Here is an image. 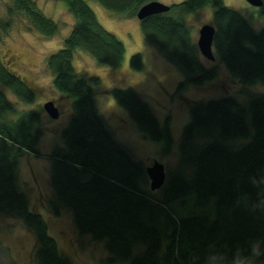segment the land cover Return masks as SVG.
I'll list each match as a JSON object with an SVG mask.
<instances>
[{
    "label": "trees",
    "instance_id": "trees-1",
    "mask_svg": "<svg viewBox=\"0 0 264 264\" xmlns=\"http://www.w3.org/2000/svg\"><path fill=\"white\" fill-rule=\"evenodd\" d=\"M74 17L63 45L47 56L53 88L72 100V114L62 131V145L49 155V184L55 213L67 209L76 232L104 240L110 262L126 264H264V94L243 104L232 96L189 101V121L179 139V158L166 171L164 185L155 191L146 166L119 143L100 113L95 88L98 76L73 70L77 50L97 64L118 68L124 43L98 21L85 0H57ZM125 18L136 17L151 0H95ZM257 14L264 19V0ZM212 8L215 27L213 53L242 83L264 82V28L256 30L238 10L223 0H182L165 12L139 20L140 32L182 75L176 90L186 84L202 86L215 78L217 66H206L185 23V14ZM255 7V6H254ZM24 13L42 34L57 25L32 0H11L0 28L7 29L12 14ZM141 70L140 53L130 58ZM0 83L17 101L31 104L36 92L9 69L0 55ZM150 139L173 143L168 118L161 125L149 104L130 88L109 90ZM39 113L18 109L0 90V214L19 219L35 237L37 264H73L58 250L41 214L29 207L18 186L17 159L40 156L42 131ZM177 203L176 214L169 206ZM138 249V252L135 250Z\"/></svg>",
    "mask_w": 264,
    "mask_h": 264
},
{
    "label": "rangeland",
    "instance_id": "rangeland-1",
    "mask_svg": "<svg viewBox=\"0 0 264 264\" xmlns=\"http://www.w3.org/2000/svg\"><path fill=\"white\" fill-rule=\"evenodd\" d=\"M92 8L99 23L115 34L125 47L124 60L120 67L111 68L99 65L85 51L74 53L72 65L77 75L98 76L101 85L95 88V100L100 113L105 117L115 139L127 147L133 158L151 165L153 160L162 162L166 171H172L179 158V139L184 126L189 121V101L209 100L222 96H232L240 103L258 94H264V82L242 83L217 59L210 61L203 57L206 66H217V74L202 86L186 84L176 90L182 75L149 44L140 32L137 17L125 18L101 6L95 0H85ZM171 5L182 0H158ZM35 7L57 25L52 35L40 33L25 17L24 13L12 14L10 26L0 28V55L10 70L20 75L36 92L31 104L16 100L14 94L0 83L8 99L15 101L18 109L35 110L39 113L38 127L42 131L37 149L40 156L25 153L17 159L18 186L27 196L29 207L44 218L48 232L54 237L58 250L73 264H126L110 262L104 240H94L89 235L76 232L72 214L67 209L55 213L50 206L53 193L49 184V155L56 145H62V131L72 114V100L57 92L52 85L53 73L46 59L52 52L62 47L64 38L74 23L73 15L62 1L32 0ZM241 12L256 30L264 28V19L257 14V7L245 0H223ZM11 0H0V18L6 19L7 6ZM212 8L204 7L196 13L185 14L194 41H197L199 28L212 24ZM198 48V47H197ZM140 53L143 61L141 70L131 68L130 58ZM130 88L135 90L149 104L162 125L168 118V126L173 143L165 152V142L148 138L120 106L109 90ZM51 100L59 110L57 118H51L43 109L44 102ZM149 187V182L147 183ZM177 203L171 204L176 214ZM34 234L19 219L0 214V264H37L33 259ZM137 248L135 252H138ZM245 264H253L248 259Z\"/></svg>",
    "mask_w": 264,
    "mask_h": 264
},
{
    "label": "water",
    "instance_id": "water-1",
    "mask_svg": "<svg viewBox=\"0 0 264 264\" xmlns=\"http://www.w3.org/2000/svg\"><path fill=\"white\" fill-rule=\"evenodd\" d=\"M252 6L261 7L263 4L262 0H245ZM170 9V5H166L161 3L158 0H151L143 4L139 10L137 11L136 17L138 20L142 18L168 11ZM215 27L213 24H203L198 31V38L196 41V45L198 50L204 58L213 61L215 60V56L213 53V35H214ZM44 111L51 117L57 118L59 115V110L55 106L54 102L48 100L42 105ZM148 179H149V188L151 191H155L160 189L166 180V169L165 165L162 162L157 160H153L151 165L146 166L145 168Z\"/></svg>",
    "mask_w": 264,
    "mask_h": 264
}]
</instances>
